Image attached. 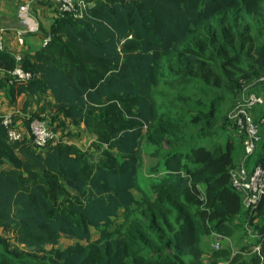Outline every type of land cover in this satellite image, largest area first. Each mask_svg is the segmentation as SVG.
I'll list each match as a JSON object with an SVG mask.
<instances>
[{"label":"trees","instance_id":"trees-1","mask_svg":"<svg viewBox=\"0 0 264 264\" xmlns=\"http://www.w3.org/2000/svg\"><path fill=\"white\" fill-rule=\"evenodd\" d=\"M85 1L83 16L65 12L48 43L22 55L30 80L0 79L11 101L51 91L61 130L38 150L29 138L7 140L0 122V228L30 247L62 235L87 245L39 259L3 249L0 264H207L203 237L228 238L240 218L254 222V262L264 264V196L244 209L230 183L242 138L229 112L220 119L222 104L264 75V0ZM163 84L183 87L172 110L154 96ZM81 123L95 137L86 149L66 130ZM144 152L149 189L139 181ZM255 155L264 168V133ZM136 207L142 217L130 219Z\"/></svg>","mask_w":264,"mask_h":264},{"label":"built area","instance_id":"built-area-1","mask_svg":"<svg viewBox=\"0 0 264 264\" xmlns=\"http://www.w3.org/2000/svg\"><path fill=\"white\" fill-rule=\"evenodd\" d=\"M59 4L58 18L65 12H71L76 17H81L87 8L85 0H46ZM19 17L29 31H38L39 24L32 14L29 3H24L19 7ZM8 29L0 26V50H6V34ZM19 42L23 43V31L19 32ZM50 40V35L45 38L43 45ZM16 60L14 68L7 72L6 80L11 84L16 81H28L33 75L22 66L23 56L20 53L13 54ZM264 88V75L258 77L250 84L246 85L239 93L236 102L229 111L228 117L235 126L237 134L242 138L243 156L230 170V183L237 190L242 199L244 209L253 212L261 198L264 196V168L257 160L252 161L259 144L262 140V125L264 115L258 112L264 107V94L255 88ZM0 122L6 129L7 140L15 142L26 138L24 130L17 124L16 114L10 112L0 114ZM29 140L38 150H44L48 144L58 138V133L51 124V116L48 111H44L39 117L31 120L29 126ZM219 236L213 247L219 250L225 239ZM258 252L259 246H256Z\"/></svg>","mask_w":264,"mask_h":264},{"label":"rangeland","instance_id":"rangeland-1","mask_svg":"<svg viewBox=\"0 0 264 264\" xmlns=\"http://www.w3.org/2000/svg\"><path fill=\"white\" fill-rule=\"evenodd\" d=\"M49 2V1H47ZM183 87H174L169 84H163L159 85L154 89V96L158 100L161 107H163L165 110L169 109L171 107H176L177 102L174 100L175 94L182 90ZM189 90H201V85H192L188 88ZM204 99V101H207L209 98L207 96H193L192 102H196L197 99ZM232 99L225 101L222 104V110L220 113V119L224 121L227 113L229 112L231 106L233 105ZM50 105V103H48ZM50 107V106H48ZM173 108H171L172 110ZM170 110V111H171ZM264 113V110L262 111ZM225 124V122H224ZM264 126V124H263ZM263 129V127H262ZM58 135H61L60 129H55ZM68 132L73 133L77 138H81V141L83 140V137L80 135V125L79 124H69V126L66 128ZM194 131V128L190 127L186 130L187 133H190ZM63 132V131H62ZM229 133L233 134V130L229 131ZM264 133V130H262V134ZM234 135V134H233ZM205 135L202 137L205 139ZM225 138L223 139V141ZM88 139L85 138L82 142V145H85L84 143H87ZM89 143V142H88ZM87 145L86 148H89L90 144ZM205 143V142H204ZM85 149V148H84ZM90 152V158L92 160H95L98 157V151L94 148L89 149ZM257 156V155H256ZM151 167V159L148 156V152H144V162L139 170V181L140 185L142 187H147L149 189V186L145 183L144 177L147 175L149 169ZM152 178V177H151ZM140 191V190H139ZM137 191L138 198L141 197V193ZM141 208H134V213L132 214L130 219H138L141 218ZM124 221V217L121 214L119 217L113 219V227L117 226L118 224H121ZM133 220H129L128 224L132 222ZM240 221V220H239ZM240 222H235V226L233 227L232 235H229L228 238H225L222 242L221 249L219 251H229L230 256L224 257V255L220 254V257L217 256V250L214 249L213 244L217 240L219 236L217 234H211L206 235L203 237L202 247L205 251V254L203 255V261L207 264L211 263H217V264H255L254 258L256 254L258 253V250L256 248L255 243V231H254V222H249L246 224H242ZM100 231L94 230L93 231V240H96L99 237ZM11 232L7 231L3 228H0V250L2 251L7 250L10 254L15 256H27V257H35V258H48L54 254L56 250H60L62 253L66 252L70 247L76 246L77 244L81 243L83 245H87L86 242H81L77 240L76 238L70 236V235H62L60 238V241L57 245L52 244H46L38 247H30L21 243H18L15 241L12 236ZM185 257H189L185 254Z\"/></svg>","mask_w":264,"mask_h":264},{"label":"crops","instance_id":"crops-1","mask_svg":"<svg viewBox=\"0 0 264 264\" xmlns=\"http://www.w3.org/2000/svg\"><path fill=\"white\" fill-rule=\"evenodd\" d=\"M24 3L30 4L32 14L39 24L38 31L27 30V26L21 21L19 7ZM58 13L59 4L47 2L46 0H0V26L8 29L6 34V50L4 52L0 51V79L6 80L7 72L11 70L14 64V53L22 55L33 54L43 46L45 38L51 33L53 23L58 18ZM21 31H23V43L19 42V32ZM255 89L264 94V88L258 87ZM54 105L55 100L51 91L36 94L23 93L15 101H11L6 90L0 88V114L4 115L14 112L17 124L24 130L26 138L30 136L26 120L31 118L32 114L39 111H48L50 115L53 114ZM263 110L264 107L258 112V115L263 114ZM79 125L80 135L83 137V140L87 138L88 141L84 143L85 145H82L83 140L81 141V138L76 137V143L86 149L87 145L95 137L85 130L82 123ZM242 156L243 145L239 143L235 149V162L240 161ZM255 160H257L256 155L251 159V163ZM239 220L241 221L243 218Z\"/></svg>","mask_w":264,"mask_h":264}]
</instances>
